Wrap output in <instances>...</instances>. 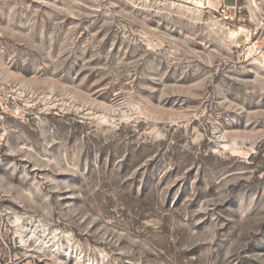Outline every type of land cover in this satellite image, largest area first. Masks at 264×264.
Returning <instances> with one entry per match:
<instances>
[{"label": "rangeland", "instance_id": "1", "mask_svg": "<svg viewBox=\"0 0 264 264\" xmlns=\"http://www.w3.org/2000/svg\"><path fill=\"white\" fill-rule=\"evenodd\" d=\"M0 264H264V0H0Z\"/></svg>", "mask_w": 264, "mask_h": 264}, {"label": "built area", "instance_id": "2", "mask_svg": "<svg viewBox=\"0 0 264 264\" xmlns=\"http://www.w3.org/2000/svg\"><path fill=\"white\" fill-rule=\"evenodd\" d=\"M236 7H237L236 2L234 4H232V5L221 4L219 6V11H220L221 19H223V20L231 19L233 13L236 10Z\"/></svg>", "mask_w": 264, "mask_h": 264}, {"label": "crops", "instance_id": "3", "mask_svg": "<svg viewBox=\"0 0 264 264\" xmlns=\"http://www.w3.org/2000/svg\"><path fill=\"white\" fill-rule=\"evenodd\" d=\"M229 5H231V4H229Z\"/></svg>", "mask_w": 264, "mask_h": 264}]
</instances>
